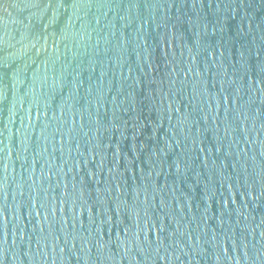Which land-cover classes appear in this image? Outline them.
Returning <instances> with one entry per match:
<instances>
[{
	"label": "water",
	"instance_id": "obj_1",
	"mask_svg": "<svg viewBox=\"0 0 264 264\" xmlns=\"http://www.w3.org/2000/svg\"><path fill=\"white\" fill-rule=\"evenodd\" d=\"M0 264H264V0H0Z\"/></svg>",
	"mask_w": 264,
	"mask_h": 264
}]
</instances>
